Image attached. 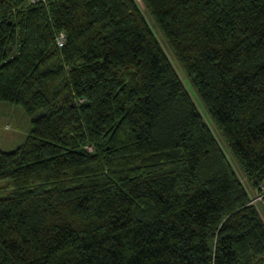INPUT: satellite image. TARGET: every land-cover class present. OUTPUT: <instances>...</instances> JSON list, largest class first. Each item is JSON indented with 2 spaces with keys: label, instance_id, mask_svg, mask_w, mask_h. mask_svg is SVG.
Here are the masks:
<instances>
[{
  "label": "trees",
  "instance_id": "1",
  "mask_svg": "<svg viewBox=\"0 0 264 264\" xmlns=\"http://www.w3.org/2000/svg\"><path fill=\"white\" fill-rule=\"evenodd\" d=\"M0 102V264L264 252V0H0Z\"/></svg>",
  "mask_w": 264,
  "mask_h": 264
},
{
  "label": "rangeland",
  "instance_id": "2",
  "mask_svg": "<svg viewBox=\"0 0 264 264\" xmlns=\"http://www.w3.org/2000/svg\"><path fill=\"white\" fill-rule=\"evenodd\" d=\"M165 53L168 55L167 51ZM32 118L33 116L25 114L19 107L0 102L1 151H12L25 140L29 133Z\"/></svg>",
  "mask_w": 264,
  "mask_h": 264
},
{
  "label": "built area",
  "instance_id": "3",
  "mask_svg": "<svg viewBox=\"0 0 264 264\" xmlns=\"http://www.w3.org/2000/svg\"><path fill=\"white\" fill-rule=\"evenodd\" d=\"M33 0H30L32 2ZM64 43V36L62 33L58 34L55 38V44L60 48ZM260 214L264 221V184H261L257 189L252 191L249 195V202ZM254 264H264V252Z\"/></svg>",
  "mask_w": 264,
  "mask_h": 264
}]
</instances>
